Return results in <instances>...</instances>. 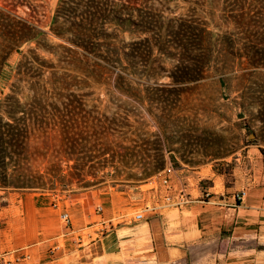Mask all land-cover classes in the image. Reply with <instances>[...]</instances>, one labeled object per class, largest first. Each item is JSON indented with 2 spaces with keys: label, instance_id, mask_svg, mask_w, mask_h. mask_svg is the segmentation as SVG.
Masks as SVG:
<instances>
[{
  "label": "rangeland",
  "instance_id": "1",
  "mask_svg": "<svg viewBox=\"0 0 264 264\" xmlns=\"http://www.w3.org/2000/svg\"><path fill=\"white\" fill-rule=\"evenodd\" d=\"M3 1L0 197L136 200L264 151V0Z\"/></svg>",
  "mask_w": 264,
  "mask_h": 264
},
{
  "label": "crops",
  "instance_id": "2",
  "mask_svg": "<svg viewBox=\"0 0 264 264\" xmlns=\"http://www.w3.org/2000/svg\"><path fill=\"white\" fill-rule=\"evenodd\" d=\"M260 148L237 154L227 178L207 168L172 171L168 189L159 183L136 200L120 191L69 200L52 190L11 187L0 197V264H264ZM180 190L186 201L164 202L165 193ZM138 210L141 219L122 218Z\"/></svg>",
  "mask_w": 264,
  "mask_h": 264
},
{
  "label": "built area",
  "instance_id": "3",
  "mask_svg": "<svg viewBox=\"0 0 264 264\" xmlns=\"http://www.w3.org/2000/svg\"><path fill=\"white\" fill-rule=\"evenodd\" d=\"M158 181L160 184H162L163 186L166 187V189H168V185H169V180L168 177L166 175H162L161 178H158ZM203 196L207 197L209 195V193L206 190L202 191ZM244 191L241 190L238 193L235 194V199L240 200V198L243 196ZM187 194L183 193V191H178L177 194L172 197L169 193H165L163 196V200L165 203H172V204H179L182 203L184 201L187 200ZM101 211V207L100 205H95L94 207V212L95 213H99ZM143 217L142 215V210H138L135 211L133 214L131 215H126V216H122V218L124 220H139ZM60 218L62 220L63 223H67V214L62 212L60 215ZM24 257H27L26 255H23Z\"/></svg>",
  "mask_w": 264,
  "mask_h": 264
},
{
  "label": "trees",
  "instance_id": "4",
  "mask_svg": "<svg viewBox=\"0 0 264 264\" xmlns=\"http://www.w3.org/2000/svg\"><path fill=\"white\" fill-rule=\"evenodd\" d=\"M0 2L2 3V4H5V6H7V7H11L12 5H15V3H11L10 1H3V0H0ZM3 2H5V3H3ZM196 39H197V37H196ZM198 39L196 40V45L198 46ZM197 78V77H196Z\"/></svg>",
  "mask_w": 264,
  "mask_h": 264
}]
</instances>
